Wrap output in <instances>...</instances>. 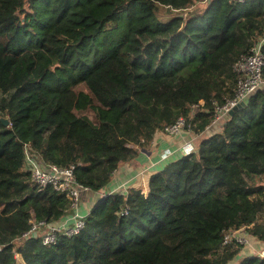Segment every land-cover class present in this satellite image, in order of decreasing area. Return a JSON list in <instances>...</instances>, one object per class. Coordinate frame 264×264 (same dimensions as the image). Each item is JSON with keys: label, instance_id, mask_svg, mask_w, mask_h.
Here are the masks:
<instances>
[{"label": "trees", "instance_id": "16d2710c", "mask_svg": "<svg viewBox=\"0 0 264 264\" xmlns=\"http://www.w3.org/2000/svg\"><path fill=\"white\" fill-rule=\"evenodd\" d=\"M262 39L264 0H0V264H231L244 245L227 232L264 242V89L205 135ZM180 117L195 150L147 192L102 196L54 245L23 238L33 218L70 215L64 194L32 182L27 149L103 193Z\"/></svg>", "mask_w": 264, "mask_h": 264}, {"label": "built area", "instance_id": "2783aa9c", "mask_svg": "<svg viewBox=\"0 0 264 264\" xmlns=\"http://www.w3.org/2000/svg\"><path fill=\"white\" fill-rule=\"evenodd\" d=\"M244 2L246 0H238ZM264 39L256 43L250 49V52L243 55L235 64L234 71L237 74V89L234 97L228 99L223 105L215 106V117L212 122L217 125L222 121L229 112L241 102H247L250 97L256 94L259 90L264 89ZM203 105V102H200ZM198 106V105H197ZM195 106V107H197ZM193 125L184 117H180L174 124L167 126L164 132L172 137H181L187 131H192ZM199 134L192 136L188 141L179 145L175 149H167L160 154V161L165 162L175 156H185L191 154L195 150V142ZM26 168L31 172L32 182L43 190L52 187L60 194H64L70 201V218L71 225L66 223L55 224L47 223L46 221H37L33 218L30 230L23 235V238L28 239L42 234V240L45 245H54L58 241L60 234L68 237L78 235L86 224V215L81 213L82 196L89 189L80 185L76 180V166L59 167L56 165L45 166L38 158L26 151ZM107 196V195H106ZM238 243L248 245L249 239L246 233L241 230H232L225 234L224 244Z\"/></svg>", "mask_w": 264, "mask_h": 264}, {"label": "crops", "instance_id": "0c3cea01", "mask_svg": "<svg viewBox=\"0 0 264 264\" xmlns=\"http://www.w3.org/2000/svg\"><path fill=\"white\" fill-rule=\"evenodd\" d=\"M187 132L181 137H172L166 133L156 135L149 147L140 150L135 160L124 164L115 172L112 182L104 189L103 193L88 191L83 194L81 213L86 215L96 205L99 198L113 192L127 193L132 188L147 192L150 176L163 168L164 162L160 161L161 152L167 149H175L195 135L192 131ZM205 135H207V132ZM70 217L68 215L62 221L55 224L66 223L71 225L72 220ZM246 235L249 239V245L244 246L241 255L231 264H235L237 261L252 255H259L264 258V242L259 241L248 233ZM17 259L18 264H25L22 256L18 255Z\"/></svg>", "mask_w": 264, "mask_h": 264}, {"label": "water", "instance_id": "95a60500", "mask_svg": "<svg viewBox=\"0 0 264 264\" xmlns=\"http://www.w3.org/2000/svg\"><path fill=\"white\" fill-rule=\"evenodd\" d=\"M245 105L246 102H241L229 112V115H233L239 108L244 107ZM1 121L5 125V127H8L10 125V120L8 118H1ZM102 201H103L102 198L98 199V202H102ZM0 251H1V247H0Z\"/></svg>", "mask_w": 264, "mask_h": 264}, {"label": "rangeland", "instance_id": "374dc122", "mask_svg": "<svg viewBox=\"0 0 264 264\" xmlns=\"http://www.w3.org/2000/svg\"><path fill=\"white\" fill-rule=\"evenodd\" d=\"M219 129H218V127H216V126H212L211 128H209L208 130H207V135H211L212 133H214V132H217ZM190 131H188L187 133H189ZM193 132V131H192ZM197 135V134H196ZM144 192V191H143ZM249 245V244H248ZM245 246H247V245H245Z\"/></svg>", "mask_w": 264, "mask_h": 264}]
</instances>
